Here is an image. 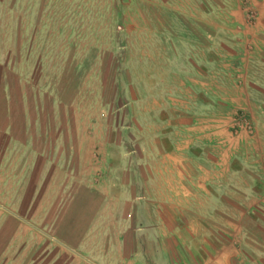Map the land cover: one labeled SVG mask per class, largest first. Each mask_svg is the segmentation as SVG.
I'll return each mask as SVG.
<instances>
[{
    "label": "rangeland",
    "instance_id": "374dc122",
    "mask_svg": "<svg viewBox=\"0 0 264 264\" xmlns=\"http://www.w3.org/2000/svg\"><path fill=\"white\" fill-rule=\"evenodd\" d=\"M211 92L234 98L213 103L264 156V5L0 0V264H71L76 190L106 179L118 145L145 157L157 119Z\"/></svg>",
    "mask_w": 264,
    "mask_h": 264
},
{
    "label": "crops",
    "instance_id": "0c3cea01",
    "mask_svg": "<svg viewBox=\"0 0 264 264\" xmlns=\"http://www.w3.org/2000/svg\"><path fill=\"white\" fill-rule=\"evenodd\" d=\"M207 95L157 119L145 157L118 145L106 179L76 190L62 216L71 264H264V156L213 103L234 98Z\"/></svg>",
    "mask_w": 264,
    "mask_h": 264
}]
</instances>
